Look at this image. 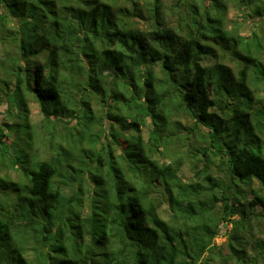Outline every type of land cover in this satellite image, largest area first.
<instances>
[{
	"label": "trees",
	"instance_id": "1",
	"mask_svg": "<svg viewBox=\"0 0 264 264\" xmlns=\"http://www.w3.org/2000/svg\"><path fill=\"white\" fill-rule=\"evenodd\" d=\"M118 1L0 0V264H264V0Z\"/></svg>",
	"mask_w": 264,
	"mask_h": 264
},
{
	"label": "rangeland",
	"instance_id": "2",
	"mask_svg": "<svg viewBox=\"0 0 264 264\" xmlns=\"http://www.w3.org/2000/svg\"><path fill=\"white\" fill-rule=\"evenodd\" d=\"M132 1V0H131ZM131 1L126 2V0H119L118 1V5L119 6H125L128 7L131 4ZM138 1V0H137ZM140 4H142V2H145V0H139ZM162 2L165 4L166 8L168 6V4L170 3L169 0H162ZM143 12L145 13V10H143ZM244 15L242 13H240V11L236 8V7H229L228 9V18L229 20H232L233 24L234 22L238 23L240 25V31H241V36L242 37H247L249 36L255 29L252 26V24L245 20ZM134 20V19H133ZM136 23V26H138L139 28H142L144 30L148 29V25L146 22L141 21V20H135L134 21ZM4 49L6 48L5 46L3 47ZM2 48V49H3ZM1 49H0V53H1ZM207 63H212V61H207ZM224 64L229 67L233 74H236L237 71V66L234 65V63H229V62H224ZM108 103L104 104V103H98V102H94V104L92 105L94 110H99L102 106H105L104 108L106 109L107 107L109 108V106L112 105V103L108 100ZM28 108H29V116L31 119V122L36 123L38 126V132L39 129L42 126V124L40 123L41 120V116L39 114V108L37 106V104L34 101H30L28 104ZM8 112L6 111V106H0V125H2L3 130H7V128H5L4 124H10L12 122L11 119H7V117L9 115H7ZM174 119H178L181 124H182V128L180 129L183 133H186L184 130V126H190L192 124V120L189 119L188 117H184L183 115L180 114L179 118H173ZM14 120V119H13ZM15 121V120H14ZM117 128V127H116ZM149 121H145L144 126L142 127V135L144 137L145 140H147L148 138V134H149ZM5 132V131H4ZM43 132V131H42ZM45 132V131H44ZM43 132V133H44ZM66 130L65 129H61V128H55V134H56V139H59V136L62 138L65 135ZM193 135V136H192ZM189 136V140L188 141H184L182 143H177L176 141L171 142L170 145V151L173 153L172 155H179V154H185L188 156V154L186 153V151L190 148V147H198V146H204V143L199 142L198 140V136L192 134ZM11 137H14V134L11 132ZM4 140V139H3ZM41 143L43 142V145L46 146V149L48 150V146H47V142H48V136L47 134H43L42 138H40ZM187 142V143H186ZM63 143V141H62ZM121 148V147H120ZM116 152H119V149L116 150ZM184 155V156H185ZM181 176L185 181H188L191 177V172H190V166L189 164L186 162L183 167H182V172H181ZM257 183H254V187L256 188ZM256 212H260V211H264V207H260V206H256L253 208ZM169 214V212H167L165 210V208L163 207V209L160 212V215L166 219L167 215ZM215 244H217L218 246L221 245L224 241H225V237H222V235L216 237L214 239Z\"/></svg>",
	"mask_w": 264,
	"mask_h": 264
}]
</instances>
